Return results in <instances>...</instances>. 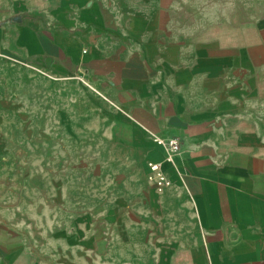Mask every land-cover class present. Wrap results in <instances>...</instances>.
Returning <instances> with one entry per match:
<instances>
[{
    "label": "crops",
    "instance_id": "0c3cea01",
    "mask_svg": "<svg viewBox=\"0 0 264 264\" xmlns=\"http://www.w3.org/2000/svg\"><path fill=\"white\" fill-rule=\"evenodd\" d=\"M2 66L98 136L5 192L0 264H264V0H0Z\"/></svg>",
    "mask_w": 264,
    "mask_h": 264
},
{
    "label": "rangeland",
    "instance_id": "374dc122",
    "mask_svg": "<svg viewBox=\"0 0 264 264\" xmlns=\"http://www.w3.org/2000/svg\"><path fill=\"white\" fill-rule=\"evenodd\" d=\"M68 100L35 71H0V200L11 189L35 195L42 181L52 187L51 169L66 179L75 167L80 174L91 168L84 159L96 147L88 139L98 135L76 121ZM41 170L48 179L38 177Z\"/></svg>",
    "mask_w": 264,
    "mask_h": 264
},
{
    "label": "built area",
    "instance_id": "2783aa9c",
    "mask_svg": "<svg viewBox=\"0 0 264 264\" xmlns=\"http://www.w3.org/2000/svg\"><path fill=\"white\" fill-rule=\"evenodd\" d=\"M169 158L177 153L180 149V141L176 138L170 139L167 143ZM151 169L156 175L155 188L157 191H162L165 187L170 184L169 178L162 171L161 165L159 163H152Z\"/></svg>",
    "mask_w": 264,
    "mask_h": 264
}]
</instances>
